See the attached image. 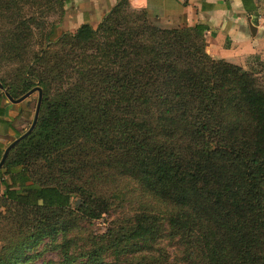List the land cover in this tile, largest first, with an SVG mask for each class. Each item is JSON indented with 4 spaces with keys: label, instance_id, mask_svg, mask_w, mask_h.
I'll return each instance as SVG.
<instances>
[{
    "label": "trees",
    "instance_id": "1",
    "mask_svg": "<svg viewBox=\"0 0 264 264\" xmlns=\"http://www.w3.org/2000/svg\"><path fill=\"white\" fill-rule=\"evenodd\" d=\"M66 4L0 0V115L4 92L42 95L0 169V264L42 244L61 264H264V62L214 60L204 26L158 27L129 0L95 28L46 30ZM129 184L140 212L78 241Z\"/></svg>",
    "mask_w": 264,
    "mask_h": 264
},
{
    "label": "crops",
    "instance_id": "2",
    "mask_svg": "<svg viewBox=\"0 0 264 264\" xmlns=\"http://www.w3.org/2000/svg\"><path fill=\"white\" fill-rule=\"evenodd\" d=\"M116 2L68 0L65 8L76 30L83 24L95 28ZM129 6L144 10L164 28L204 26L205 50L214 60L245 68L252 56L264 59V0H129ZM23 102L11 103L5 95L1 99L0 152L25 127Z\"/></svg>",
    "mask_w": 264,
    "mask_h": 264
},
{
    "label": "rangeland",
    "instance_id": "3",
    "mask_svg": "<svg viewBox=\"0 0 264 264\" xmlns=\"http://www.w3.org/2000/svg\"><path fill=\"white\" fill-rule=\"evenodd\" d=\"M23 14L37 15L35 12V8L32 9V11H30L28 7H25L23 9ZM126 14H130V11H127ZM44 15H45L44 22L46 23V30H48L51 27V25L57 24L58 34L75 33L76 27H74L73 24L71 23L69 13L67 12V9L65 7L63 8V10H61L58 7H55L53 11L47 12ZM149 19L151 20L150 21L151 23L157 25L158 27L164 28L155 19L152 18ZM36 37L37 39H35L34 41L35 44L33 46V49L35 51L39 49L37 46L39 37L38 35ZM259 59L260 61L264 62V59H261L260 57ZM243 65H245L244 68L245 70H249V68L252 66L256 67L253 56L247 59L246 62L243 63ZM2 67H3L1 68L2 74L9 75L11 78L8 80V82L12 81L16 74L15 69L17 68V65L16 64L3 65ZM37 98H38V93L35 92L23 102L24 110L22 112L24 117L23 119L25 120L26 125L24 129L19 132L20 134L27 131L32 123L36 108ZM16 122L19 125L20 123L19 115ZM130 192H131V184H129L126 187V190H123L125 196L123 198L120 197L122 199L121 201H123V207L126 209L117 208L118 204L114 202L115 204L113 208H110V210L106 214L101 216V218L99 219L93 220L91 222H86L84 220L79 219L78 223L80 228L78 229L76 239L78 241H92L94 237L104 234L107 231V229L112 228L114 224L121 225V223L124 221L125 218L129 217L130 215H133L136 212H140L138 199H136L135 197H131ZM0 195H1V190H0ZM81 205H84V201L81 198L74 196L72 199V209L75 210ZM47 241L48 240H45L44 243L46 244ZM1 245L2 244H0V246ZM30 255H33V257L27 264H61V259L57 254V252H54V250L49 251L48 247H44L43 244L40 245L38 248H36L35 251L30 252Z\"/></svg>",
    "mask_w": 264,
    "mask_h": 264
},
{
    "label": "water",
    "instance_id": "4",
    "mask_svg": "<svg viewBox=\"0 0 264 264\" xmlns=\"http://www.w3.org/2000/svg\"><path fill=\"white\" fill-rule=\"evenodd\" d=\"M1 85H0V89H1ZM37 92L38 93V98H37V103H36V108H35V112H34V116H33V120L32 123L30 125V127L28 128V130L23 133L20 137H18L16 140H14L13 142H11L7 148L4 150L2 158L0 159V169L2 168L7 155L9 153V151L18 143L20 142L22 139H24L28 134H30L33 129L35 128V125L37 123V119H38V114H39V109H40V104H41V100H42V95H41V90L39 88H34L32 90H30L28 93H26L25 95H23L22 97H20L17 100H13L6 92H4L5 97L8 99L9 102L11 103H20L24 100H26L28 97H30L33 93Z\"/></svg>",
    "mask_w": 264,
    "mask_h": 264
},
{
    "label": "built area",
    "instance_id": "5",
    "mask_svg": "<svg viewBox=\"0 0 264 264\" xmlns=\"http://www.w3.org/2000/svg\"><path fill=\"white\" fill-rule=\"evenodd\" d=\"M262 21L264 22V14H263V16H262Z\"/></svg>",
    "mask_w": 264,
    "mask_h": 264
}]
</instances>
